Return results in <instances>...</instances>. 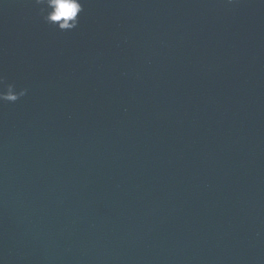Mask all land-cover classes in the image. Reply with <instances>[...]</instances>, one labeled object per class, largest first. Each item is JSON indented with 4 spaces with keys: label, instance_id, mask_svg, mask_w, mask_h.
Instances as JSON below:
<instances>
[{
    "label": "water",
    "instance_id": "95a60500",
    "mask_svg": "<svg viewBox=\"0 0 264 264\" xmlns=\"http://www.w3.org/2000/svg\"><path fill=\"white\" fill-rule=\"evenodd\" d=\"M0 0V264H264V0Z\"/></svg>",
    "mask_w": 264,
    "mask_h": 264
},
{
    "label": "clouds",
    "instance_id": "9594fccd",
    "mask_svg": "<svg viewBox=\"0 0 264 264\" xmlns=\"http://www.w3.org/2000/svg\"><path fill=\"white\" fill-rule=\"evenodd\" d=\"M45 22L61 31H70L79 25V13L83 11L84 0H35ZM28 92L27 88H17L13 82L5 83L0 75V103H14Z\"/></svg>",
    "mask_w": 264,
    "mask_h": 264
}]
</instances>
